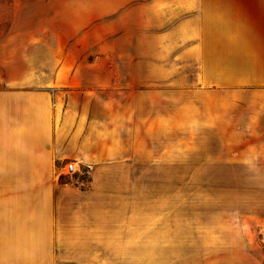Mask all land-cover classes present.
<instances>
[{
	"label": "rangeland",
	"instance_id": "1",
	"mask_svg": "<svg viewBox=\"0 0 264 264\" xmlns=\"http://www.w3.org/2000/svg\"><path fill=\"white\" fill-rule=\"evenodd\" d=\"M176 21L164 0H0V72L35 76L29 87L56 76L60 107L68 95L88 100L79 106L81 121L91 101L89 133L100 142L94 150L113 153L101 161H56L58 181L168 189L191 204L235 210L231 226L264 264V143L250 146L244 132L235 140L220 128L223 110L181 99L194 87L196 69L170 37ZM148 131L139 149L138 135ZM139 150L145 163L132 158ZM68 162L74 172H66ZM19 184L0 179V264H82L53 256L52 213L35 211L33 197L22 206Z\"/></svg>",
	"mask_w": 264,
	"mask_h": 264
},
{
	"label": "crops",
	"instance_id": "2",
	"mask_svg": "<svg viewBox=\"0 0 264 264\" xmlns=\"http://www.w3.org/2000/svg\"><path fill=\"white\" fill-rule=\"evenodd\" d=\"M164 3L170 20H177L170 37L174 46L179 43L180 59L196 69L194 87L181 91V99L190 96L202 101L204 110H223L221 129L232 131L235 140L244 132V142L262 146L264 0ZM22 73L0 72V179L20 181L22 206L33 197L35 211L52 213L54 257L82 264H261L249 241L231 226L235 210L191 204L173 198L168 189L58 181L56 161H101L113 151L94 150L100 142L89 133L91 101L89 116L81 121L79 106L88 100L68 95L60 107L56 76L29 87L35 76ZM138 136V148H145L149 131ZM122 143L121 136L115 153L123 152ZM145 156L140 150L132 154L138 164Z\"/></svg>",
	"mask_w": 264,
	"mask_h": 264
},
{
	"label": "built area",
	"instance_id": "3",
	"mask_svg": "<svg viewBox=\"0 0 264 264\" xmlns=\"http://www.w3.org/2000/svg\"><path fill=\"white\" fill-rule=\"evenodd\" d=\"M66 172H74L76 170L74 162H68L65 167Z\"/></svg>",
	"mask_w": 264,
	"mask_h": 264
}]
</instances>
